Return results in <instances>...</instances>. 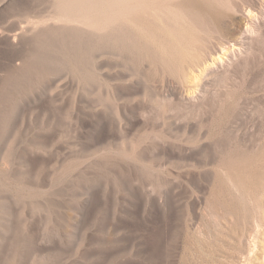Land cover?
<instances>
[{"label": "rangeland", "instance_id": "obj_1", "mask_svg": "<svg viewBox=\"0 0 264 264\" xmlns=\"http://www.w3.org/2000/svg\"><path fill=\"white\" fill-rule=\"evenodd\" d=\"M67 3L0 0V264H242L264 178L226 168L264 143V0L173 7L154 35Z\"/></svg>", "mask_w": 264, "mask_h": 264}, {"label": "bare ground", "instance_id": "obj_2", "mask_svg": "<svg viewBox=\"0 0 264 264\" xmlns=\"http://www.w3.org/2000/svg\"><path fill=\"white\" fill-rule=\"evenodd\" d=\"M67 1H68L67 3L68 9L71 10L70 11L71 13L68 14L70 15L77 14L79 16L85 17L84 21L88 22L89 25L91 24L92 26L94 25L97 28H101L104 25L110 24L111 26L112 24H115V22L118 21L121 22L119 26H121L126 31H129L128 33H131L132 31L144 30L146 33L148 32L152 35H154V33L157 32L158 29L160 28L157 25L158 21L156 19L158 18L161 12H168V14L173 15L174 14L173 7H180L183 5H196L201 3H203V5L205 4L206 6V4H209V0H67ZM116 27H118L117 24ZM172 39H175V37H173ZM167 46H169L171 52L176 56L178 61H182V63L185 61L186 63H192V61H194L192 58L194 57L195 54H193L190 57V59H185L184 58L185 54L181 52L178 46L176 47L175 40L169 42ZM218 58L219 59L221 58L220 54L218 55ZM248 152L243 154L241 153V161H237L236 164L230 162L229 167L226 165L227 166L226 170L229 171V174L235 177V180L242 183V184L239 183L240 187L241 186L243 187V184H246L247 181L249 182L250 178L251 179L253 178V180L258 178L259 179L264 178V161L263 160H262L263 162L259 161V155H261V153H263L262 155L264 158V143L262 145L261 152H258L257 154H254V152L253 153H248ZM234 156H233V160H234ZM226 183L227 181L225 180V178L219 177L218 186L220 188V192L214 195L215 197L214 200L212 199L213 202L211 204L212 205L220 204L222 209L223 208L229 209L232 212V214L235 216V219H237L238 221L239 217H241L239 212L240 209L239 207L242 203L241 201L242 198L241 196L236 197L235 195L231 194L229 186H227ZM216 192L217 191H215V193ZM220 196H226L228 197L229 200H221L222 198L220 199ZM257 199L258 198L254 199L255 203ZM253 208L254 209H251L252 212L250 213L252 222L250 221L251 225L249 229L245 230V233L244 232L242 234L241 232L239 233L241 234L239 235L241 240L243 238L246 239V251L240 254L243 258V260L241 261L242 264H252L251 263L252 254L255 253V247L257 246V244L260 243L258 240L259 237L263 239V244H264V225H263L264 223L261 217L262 215L258 210V208L254 206ZM246 218L247 217L245 216L244 219ZM262 246H263L262 255L259 264H264V245Z\"/></svg>", "mask_w": 264, "mask_h": 264}]
</instances>
